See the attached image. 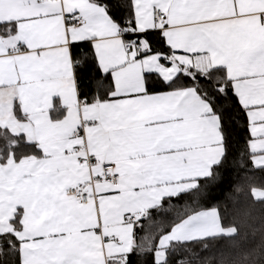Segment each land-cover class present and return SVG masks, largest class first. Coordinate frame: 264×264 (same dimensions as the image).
<instances>
[{
    "label": "snow or ice",
    "instance_id": "6c2138e0",
    "mask_svg": "<svg viewBox=\"0 0 264 264\" xmlns=\"http://www.w3.org/2000/svg\"><path fill=\"white\" fill-rule=\"evenodd\" d=\"M0 264H264V0H0Z\"/></svg>",
    "mask_w": 264,
    "mask_h": 264
},
{
    "label": "trees",
    "instance_id": "16d2710c",
    "mask_svg": "<svg viewBox=\"0 0 264 264\" xmlns=\"http://www.w3.org/2000/svg\"><path fill=\"white\" fill-rule=\"evenodd\" d=\"M241 135H243V133H241ZM245 190H247V185H245ZM230 191H231V189H226V191L222 195V198L227 197V195L229 194Z\"/></svg>",
    "mask_w": 264,
    "mask_h": 264
}]
</instances>
